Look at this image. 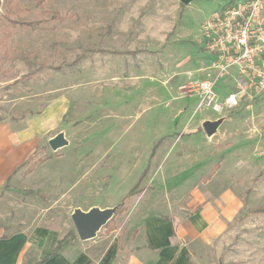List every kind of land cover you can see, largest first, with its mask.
<instances>
[{"label": "rangeland", "instance_id": "obj_1", "mask_svg": "<svg viewBox=\"0 0 264 264\" xmlns=\"http://www.w3.org/2000/svg\"><path fill=\"white\" fill-rule=\"evenodd\" d=\"M181 1L0 0V122L42 133L18 171L28 189L1 208L6 233L25 224L75 233L78 203L123 204L115 229L140 209L177 216L194 194H229L240 208L192 263L264 264V86L220 115L197 108L194 94L203 80L221 95L238 90L235 70L218 75L206 47L212 15L237 0ZM220 118L205 135L203 122ZM59 133L67 144L52 150Z\"/></svg>", "mask_w": 264, "mask_h": 264}, {"label": "crops", "instance_id": "obj_2", "mask_svg": "<svg viewBox=\"0 0 264 264\" xmlns=\"http://www.w3.org/2000/svg\"><path fill=\"white\" fill-rule=\"evenodd\" d=\"M24 124L17 126L9 120L0 122V217L6 196L14 190L22 192L28 189L25 186L28 177L23 184L22 171H18L26 165L40 143L42 133L30 132L28 121ZM191 134L190 131L183 133L186 136ZM169 137L171 133L161 136L160 141ZM81 204L77 206L82 211L91 207L106 209L113 206L94 202L86 209ZM188 208L187 214L177 216L140 209L121 216L124 224H116L111 231L103 227L92 239L80 240L77 237L68 241L51 258H48L49 254L64 235L62 230L42 224H25L14 232L6 233L7 226L0 225V264H193L195 247L222 232L240 204L229 194L210 201L194 194Z\"/></svg>", "mask_w": 264, "mask_h": 264}, {"label": "built area", "instance_id": "obj_3", "mask_svg": "<svg viewBox=\"0 0 264 264\" xmlns=\"http://www.w3.org/2000/svg\"><path fill=\"white\" fill-rule=\"evenodd\" d=\"M207 49L216 57L218 75L236 73L238 90L220 96L215 83L203 80L195 87L197 108L218 115L239 106L245 88L264 86V0H237L218 8L207 23ZM256 79H259L256 81Z\"/></svg>", "mask_w": 264, "mask_h": 264}, {"label": "water", "instance_id": "obj_4", "mask_svg": "<svg viewBox=\"0 0 264 264\" xmlns=\"http://www.w3.org/2000/svg\"><path fill=\"white\" fill-rule=\"evenodd\" d=\"M190 0H182L183 4L188 3ZM222 123V119L215 121H204L202 129L207 136H211L215 133L216 129ZM48 144L52 150H56L65 146L67 143L61 133L54 136L48 141ZM120 205L99 209L91 208L88 211H82L81 209H75L71 214V221L75 229V233L80 240L92 239L96 236L97 232L105 226V224L111 219Z\"/></svg>", "mask_w": 264, "mask_h": 264}, {"label": "trees", "instance_id": "obj_5", "mask_svg": "<svg viewBox=\"0 0 264 264\" xmlns=\"http://www.w3.org/2000/svg\"><path fill=\"white\" fill-rule=\"evenodd\" d=\"M44 2V0H37V3L39 5H41L42 3ZM159 144V143H158ZM123 209V204H121L116 212L114 213V215L111 217V219L105 224V228L106 230H113L114 229V217L119 214V212H121ZM260 211H264V208H262ZM76 234L75 233H68L66 235H64L61 239H59L57 242H56V245L54 247V249L52 250V252L49 254L48 258H51L52 256H54L55 254H57L61 248L63 247V245L65 243H67L68 241H66V239L70 238V240L72 239H75L76 238ZM40 262H38L37 264H39Z\"/></svg>", "mask_w": 264, "mask_h": 264}]
</instances>
